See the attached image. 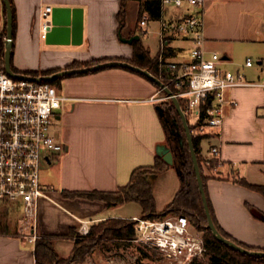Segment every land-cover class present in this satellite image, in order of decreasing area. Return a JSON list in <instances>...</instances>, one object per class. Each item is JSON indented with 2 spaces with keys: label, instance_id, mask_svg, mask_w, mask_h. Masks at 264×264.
<instances>
[{
  "label": "crops",
  "instance_id": "1",
  "mask_svg": "<svg viewBox=\"0 0 264 264\" xmlns=\"http://www.w3.org/2000/svg\"><path fill=\"white\" fill-rule=\"evenodd\" d=\"M12 1L16 19L12 63L20 71L63 70L74 61L109 57L130 60L132 42L122 37L135 34L159 62L161 17L174 21L193 9L186 0L181 6L162 4L161 0L151 5L143 4V0H124L125 22L120 28L118 11L123 0ZM47 5L76 9L77 17L82 18L81 36L69 33L51 42L42 41L40 12ZM143 18L144 25L140 22ZM70 19L72 22V11ZM152 22L157 24L153 29L157 44L148 40ZM203 33L207 51L221 55L224 69L241 58H250L249 54L264 63V0H205ZM192 45L191 35H168L164 61H189ZM252 66L242 65V73L237 68V74L246 81H258L247 77L254 74L249 69ZM263 76L264 66L257 78ZM58 77L57 90L70 99L55 111L52 125L65 150L42 165L41 183L47 196L40 201L39 232L41 237L51 238L60 256H68L81 219L92 224L108 217L138 215L117 213L113 210L118 204L107 206L104 200L70 196L63 191H114L129 181L134 168L152 165L159 145L168 144L158 110L160 91L150 79L125 67ZM226 95L237 103L225 106L222 124L208 128L200 143L204 157L218 159L213 169L204 171L208 176L205 186L222 229L242 243L264 249V220L247 207L251 204L264 213V195L232 178L236 174L251 183L264 184V89L237 85L228 88ZM213 146L218 148L217 154L211 151ZM160 174L153 176V181ZM8 235L18 236L13 231ZM3 238L7 242L0 264H39L33 245L22 248L13 238ZM62 240L69 243L62 245Z\"/></svg>",
  "mask_w": 264,
  "mask_h": 264
},
{
  "label": "built area",
  "instance_id": "2",
  "mask_svg": "<svg viewBox=\"0 0 264 264\" xmlns=\"http://www.w3.org/2000/svg\"><path fill=\"white\" fill-rule=\"evenodd\" d=\"M184 0H161L162 4L181 6ZM193 9L184 17L170 21L160 20L159 74L168 69L166 79L172 83L177 98H182L186 114H194L200 132L222 124L226 105L237 100L227 97L226 90L237 85H258L264 89V76L249 82L229 69L220 66L222 57L215 51H207L203 33L205 0H186ZM50 5L41 12L40 36L46 37L50 29ZM146 24V19H141ZM2 28L0 27V30ZM168 35L192 36L193 45L189 61H164ZM253 62L247 58L245 65ZM161 78V77H160ZM167 97V95H166ZM158 97L157 99H162ZM70 99L59 93L57 87L47 81H35L9 75L0 66V203L14 204L17 211L18 234L33 245L41 237L40 201L47 196L41 183L44 161L65 150L62 141L55 138L51 125L55 111ZM211 151L218 153L213 146ZM136 221V237L133 241L161 254L157 264H192L206 252L202 232L196 231L183 214H169L163 218L133 216ZM90 222L81 219L78 233L86 235ZM121 264V263H120Z\"/></svg>",
  "mask_w": 264,
  "mask_h": 264
},
{
  "label": "trees",
  "instance_id": "3",
  "mask_svg": "<svg viewBox=\"0 0 264 264\" xmlns=\"http://www.w3.org/2000/svg\"><path fill=\"white\" fill-rule=\"evenodd\" d=\"M159 3V0H143V4H152ZM12 14H13V37L16 31V19H15V8L13 1L10 0ZM0 11L3 12L4 25L0 30V66L5 67L4 65V55H5V44L4 40L7 35V26H6V8L2 0H0ZM126 14V5L124 0L122 1L121 8L118 11L119 18V27L121 28L125 22ZM133 56L130 60L121 59L123 61H128L136 66L147 69L152 74L160 79L164 83H168L166 76H168V69L164 70L163 75L159 74V62L157 57H152L150 55L149 49L145 47L141 40L133 39ZM116 58H100L93 59L91 61L79 62L74 61L67 65V67H83L92 64H96L102 61L114 60ZM119 59V58H118ZM11 67L15 72L23 73L26 75L39 76V75H48L52 74L59 70L58 68H51L45 70H29V71H20L16 69L12 63L11 58ZM129 69V68H128ZM131 70V69H130ZM133 71V70H131ZM90 72V71H88ZM136 72V71H135ZM138 73V72H137ZM141 74V73H139ZM143 75V74H141ZM145 76V75H143ZM146 77V76H145ZM148 78V77H146ZM60 77H56L47 82L55 85L58 83ZM149 79V78H148ZM152 81V80H151ZM153 82V81H152ZM154 83V82H153ZM161 92V96H166V92L161 89L156 83H154ZM169 88L176 92V88L172 83L168 84ZM169 104H166L165 100H161L158 103V106L162 108L163 113L161 114V119L166 131L167 144L170 147L173 153V163L169 164L166 162L161 155L155 156V161L152 165H143L134 168L130 174L129 181L117 188L114 191H63L66 195L70 196H85L88 198H98L104 200L107 206H114L121 204L127 201H136L141 205V215L142 217L149 218H163L167 216L168 212L173 214H183L185 215L193 228L202 232L205 241H206V252L202 258H195L192 264H264V256H255L242 253L238 250L232 249L228 245L217 240L212 234L211 230L207 226V219L204 211L203 201L201 193L198 186V181L196 173L193 167V161L190 154L188 139L182 123L181 117L172 101L171 98ZM182 109L185 111L184 101L182 98H178ZM188 115V114H187ZM188 121V120H187ZM189 128L191 130L193 146L196 152V156L199 162L201 176L204 183L205 193L208 200L209 209L213 218V221L218 228L219 232L236 243L250 249V250H264L261 248H256L249 246L245 243H242L227 232H225L222 227L219 225L216 216L213 211L207 190H206V180L208 178L205 175L203 170V163L208 164V168L213 169L217 163L218 159L212 158L207 159L201 154V140L207 136L208 131L200 132L198 122L190 123L188 121ZM180 138L182 139V144L180 143ZM169 166L176 168L180 178V186L175 192L172 200L163 208V211H158L156 208L155 197L153 194V176H156L163 171H165ZM233 180L240 183L243 186L254 189L264 195V184H256L249 182L245 177H239L236 174L232 175ZM248 209L251 213L262 220H264V213L252 206L247 204ZM0 208L5 211H11V203L2 202L0 203ZM136 221L132 218L124 217H108L102 219L98 223H93L90 226V230L86 235H79L74 239V246L68 256H60L58 252L54 249L52 245L51 238L44 236L38 238L35 244L34 254L37 263L39 264H77L82 262L85 257L91 253L97 246L100 241L105 239H125L131 240L136 237ZM3 229L10 232V227L4 221L0 215V233H3ZM141 249V247H140ZM143 249V248H142ZM141 249V250H142ZM145 250V249H143ZM150 253L154 254L155 259L158 260L161 258V254L154 249H149Z\"/></svg>",
  "mask_w": 264,
  "mask_h": 264
},
{
  "label": "water",
  "instance_id": "4",
  "mask_svg": "<svg viewBox=\"0 0 264 264\" xmlns=\"http://www.w3.org/2000/svg\"><path fill=\"white\" fill-rule=\"evenodd\" d=\"M2 1L6 8V26H7V35L4 40V44H5L4 65H5V70L9 75L13 77L28 78V79L35 80V81H49L58 76H65V75L74 74V73L94 71V70H98V69H102L106 67H125V68H129L133 71H136L138 73L145 75L150 80H152L154 83H156L161 89H163L166 92L167 97L172 99L181 117L182 123L184 125V129H185L186 136L188 139L190 154H191L192 161H193V167L196 173L198 186H199V190H200L202 201H203V206H204V211H205V215L207 219L208 228L211 230L212 234L217 240L228 245L232 249L238 250L242 253L249 254V255L264 256V250H250L236 243L235 241L223 236L219 232L218 228L216 227L213 221L210 209H209L208 200H207V196H206L205 188H204V183H203V179L201 176L200 166H199V162H198L196 152L193 146L191 130L189 128L186 114L184 110L182 109L178 98L176 97L174 92L169 88L168 84L164 83L159 77L155 76L147 69L141 68L128 61H123V60H107V61H102V62L93 64V65L66 68L63 70L56 71L52 74L39 75V76H32V75H26L23 73L15 72L11 67L12 48H13L12 8H11L10 0H2ZM70 11H72V22H71V19L69 20ZM49 15H50V20H51V26L46 34V37H45L46 41L51 42L55 40L56 38H58L59 36H67V34L69 33H72L74 36L77 33L79 37L81 36L82 18L81 16L77 17L76 9H69V8H64V7H52ZM138 38H139V35L135 34L129 38L122 37V40L127 41V42H132L133 39H138ZM158 110L160 114L163 113L162 108L158 107ZM180 143L182 144L181 138H180ZM157 153L161 155L163 159L169 164L173 163V153L169 146L164 145V144L159 145V147L157 148Z\"/></svg>",
  "mask_w": 264,
  "mask_h": 264
},
{
  "label": "rangeland",
  "instance_id": "5",
  "mask_svg": "<svg viewBox=\"0 0 264 264\" xmlns=\"http://www.w3.org/2000/svg\"><path fill=\"white\" fill-rule=\"evenodd\" d=\"M1 6V5H0ZM4 25V17H3V12L0 11V27L2 28ZM149 27L150 34H149V41L152 43L157 44V34L153 32V29L156 28L157 24L152 22V24ZM42 41H45L44 38H41ZM154 46V44H151ZM250 59L253 62V66L249 69H251V74H247L248 79H256L260 80L257 78V74L261 72V68L264 66V63H259L258 57L249 54ZM245 57L241 58L239 61H237L236 65L230 66L229 70L233 71L234 73H237V68L240 69V72L242 73L243 68L242 65L245 64ZM263 73V72H262ZM159 95L161 96V92H159ZM162 97V96H161ZM164 98L160 99L165 100L166 104L170 103V100L168 97L163 96ZM186 114V113H185ZM187 120L190 123H193L195 120L194 114H189L187 115ZM51 132L54 134V129L53 125H51ZM207 158V157H205ZM207 159H212V158H207ZM208 169V164L206 162L203 163V170L205 171ZM154 187H153V193L155 196V201H156V208L158 211H163V208L168 204L175 192L178 190L180 186V178L178 171L176 168L171 166L170 169H168L166 172L163 174H160L158 176V179L153 181ZM13 205V204H12ZM13 209H10L11 211H5L0 208V215L6 221V223L9 225L10 230L14 232V234H17L18 236H12L8 235V233L11 234V231L8 232L6 231L7 229H3L7 233L3 232L2 234L0 233V256L3 255L2 249L4 247V244H6L7 240L6 238L3 237H11L13 238V242L16 246L20 247H28L31 244H28L24 237L19 236L18 234V227L16 224L17 217L19 216V212L17 211L14 206H12ZM114 212L117 213H122L126 215H130L133 213H136L138 216L141 215V205L136 202V201H127L125 204H118ZM16 209V211H15ZM173 214L172 212H168L166 215ZM158 218V217H157ZM101 221V220H100ZM99 221L93 222V223H98ZM92 223V224H93ZM75 238L79 237L78 231L74 234ZM134 239V238H133ZM63 244L62 245H67V242L65 240L61 241ZM69 243V242H68ZM143 248L145 250L140 249ZM151 248H148L144 245H142L139 242L131 240H125V239H105L103 238L100 243L97 244L96 248L89 253L85 259L78 263V264H157V261L155 259L154 254H148L150 251H148ZM61 252H65V249H61Z\"/></svg>",
  "mask_w": 264,
  "mask_h": 264
}]
</instances>
